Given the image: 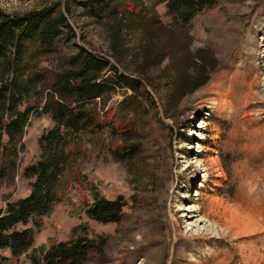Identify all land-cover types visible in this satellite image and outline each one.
Returning <instances> with one entry per match:
<instances>
[{
	"label": "rangeland",
	"instance_id": "obj_1",
	"mask_svg": "<svg viewBox=\"0 0 264 264\" xmlns=\"http://www.w3.org/2000/svg\"><path fill=\"white\" fill-rule=\"evenodd\" d=\"M53 1L0 0V6L23 13ZM156 10L164 25L173 24L166 3ZM71 21L78 43L118 64L109 24L95 22L82 8ZM186 36L190 51L203 49L217 60L209 81L168 105L162 71L170 57L155 64V84L144 81L148 93L135 114L141 134L136 155L123 160L124 143L105 133L85 136L75 170L66 173L67 194L36 230V247L85 233L100 240L86 264H264V0H218L192 19L187 35L158 30L152 45L179 47ZM127 40L138 45L139 34ZM122 61L131 65L129 73L140 67L130 55ZM123 99L118 89L105 110L113 114ZM55 125L50 115H31L17 172L0 179L1 207L30 193L35 177L27 170L41 159L44 131ZM78 173L87 183L71 182ZM94 191L127 201L121 222L88 217L83 207ZM9 264L31 262L23 255Z\"/></svg>",
	"mask_w": 264,
	"mask_h": 264
},
{
	"label": "trees",
	"instance_id": "obj_2",
	"mask_svg": "<svg viewBox=\"0 0 264 264\" xmlns=\"http://www.w3.org/2000/svg\"><path fill=\"white\" fill-rule=\"evenodd\" d=\"M217 2L56 0L23 13H10L0 6V179L16 174L25 127L33 113L50 115L56 124L44 131L41 159L27 170L35 177L30 193L6 208L0 206V264L23 255L31 264L87 263L91 252L99 247V239L84 233L50 247H36V230L65 198L66 173L75 170L85 136L92 139L105 133L112 141L124 143L123 160L136 155L141 134L135 114L142 109L143 95L148 93L144 81L155 84L151 77L155 64L170 57L161 70L170 86L168 105L177 106L209 81L217 60L203 49L190 51L187 36L181 47L156 48L152 44L158 30L184 31L187 35L192 19ZM161 3L168 6L172 25L161 22L156 10ZM77 8L95 22L110 25L112 56L126 71L108 56L78 43L79 35L71 21ZM138 34L140 43L132 45L127 37ZM128 55L140 64L134 73H129V63L123 64ZM118 89L124 90V99L112 114L105 110L106 104ZM87 180L78 173L71 182L84 185ZM126 206L121 196L113 200L94 191L92 202L83 209L93 220L119 223ZM105 240L101 241L104 245Z\"/></svg>",
	"mask_w": 264,
	"mask_h": 264
},
{
	"label": "bare ground",
	"instance_id": "obj_3",
	"mask_svg": "<svg viewBox=\"0 0 264 264\" xmlns=\"http://www.w3.org/2000/svg\"><path fill=\"white\" fill-rule=\"evenodd\" d=\"M217 161H218V160H217L216 158H211V160H210V164H216ZM207 164H208V163H207ZM207 164H206V165H207ZM207 169H209V168H207ZM218 171L221 173L222 170L220 169V170H218ZM218 175H220V174L218 173Z\"/></svg>",
	"mask_w": 264,
	"mask_h": 264
}]
</instances>
